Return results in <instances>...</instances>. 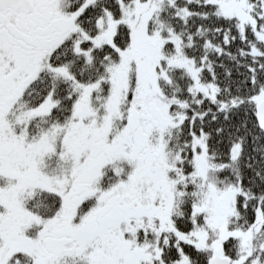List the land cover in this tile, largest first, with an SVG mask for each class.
I'll use <instances>...</instances> for the list:
<instances>
[{"label": "snow or ice", "instance_id": "obj_1", "mask_svg": "<svg viewBox=\"0 0 264 264\" xmlns=\"http://www.w3.org/2000/svg\"><path fill=\"white\" fill-rule=\"evenodd\" d=\"M0 264H264V0H0Z\"/></svg>", "mask_w": 264, "mask_h": 264}]
</instances>
